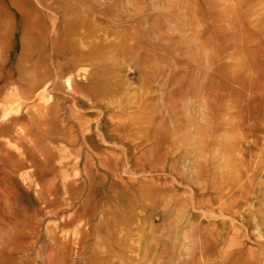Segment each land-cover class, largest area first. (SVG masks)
Wrapping results in <instances>:
<instances>
[{
	"label": "rangeland",
	"instance_id": "1",
	"mask_svg": "<svg viewBox=\"0 0 264 264\" xmlns=\"http://www.w3.org/2000/svg\"><path fill=\"white\" fill-rule=\"evenodd\" d=\"M32 33L51 103L81 99L55 154L69 166L88 137L118 163L93 169L80 264H264V0H34ZM41 118L0 141H50Z\"/></svg>",
	"mask_w": 264,
	"mask_h": 264
},
{
	"label": "bare ground",
	"instance_id": "2",
	"mask_svg": "<svg viewBox=\"0 0 264 264\" xmlns=\"http://www.w3.org/2000/svg\"><path fill=\"white\" fill-rule=\"evenodd\" d=\"M33 2L0 0V138L19 123L35 126L43 114L53 120L57 135L46 141L34 132L32 141H0V264H80L98 218L95 207L84 208L83 202L84 193L91 196L97 186L93 169L98 163L109 169L118 163L113 150L88 137L71 170L55 154L64 153L60 145L68 142L59 139L80 134L81 120L62 126L59 108L66 99H81L69 94L51 103V77L33 72ZM236 59L239 63V54ZM64 84L71 91L73 78L66 77ZM32 107L37 114L29 112Z\"/></svg>",
	"mask_w": 264,
	"mask_h": 264
}]
</instances>
